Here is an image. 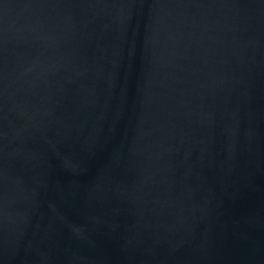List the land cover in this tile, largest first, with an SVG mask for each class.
I'll list each match as a JSON object with an SVG mask.
<instances>
[{"label":"water","instance_id":"obj_1","mask_svg":"<svg viewBox=\"0 0 264 264\" xmlns=\"http://www.w3.org/2000/svg\"><path fill=\"white\" fill-rule=\"evenodd\" d=\"M0 264H264V0H0Z\"/></svg>","mask_w":264,"mask_h":264}]
</instances>
